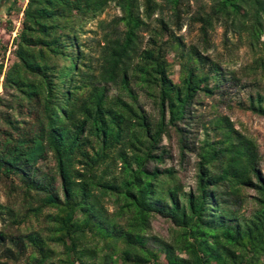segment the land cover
I'll list each match as a JSON object with an SVG mask.
<instances>
[{
	"label": "trees",
	"instance_id": "1",
	"mask_svg": "<svg viewBox=\"0 0 264 264\" xmlns=\"http://www.w3.org/2000/svg\"><path fill=\"white\" fill-rule=\"evenodd\" d=\"M164 2L182 29L190 0L9 8L21 19L7 65L9 40L0 45V181L21 204L0 202V264L25 255L28 264H264V177L253 137L217 115L200 121L194 187L161 165L165 136L190 147L182 124L196 117L202 94L250 82L256 94L238 103L264 117V0L201 3L190 16L200 41L190 44L163 15ZM112 3L120 14L99 20L93 48L85 24ZM3 25L11 37L14 20ZM218 26L230 50L253 53L250 63L233 69L210 53ZM160 218L167 235L156 232Z\"/></svg>",
	"mask_w": 264,
	"mask_h": 264
},
{
	"label": "rangeland",
	"instance_id": "2",
	"mask_svg": "<svg viewBox=\"0 0 264 264\" xmlns=\"http://www.w3.org/2000/svg\"><path fill=\"white\" fill-rule=\"evenodd\" d=\"M27 0H0V45L4 42L8 43V50L5 56V64L11 62L12 53V39L16 35L17 29L20 24L21 14L17 15L16 12L9 14V8L12 6L16 8L21 3H25ZM203 2H209V0H190L192 5L191 12H182L180 22L184 21L185 24L182 29H178V20L175 17L170 6L164 2V11L163 15L166 19L171 22V26L176 29L178 35L184 37V41L187 44L197 43L200 41V31L199 25L194 24L190 19V16L196 11L199 5ZM120 14V10L112 3L102 14H100L96 19L89 21L85 24L86 33L83 34V39L87 40L89 44H92L93 48H96L95 40L96 37H99V20L106 19L111 20L115 15ZM157 16V15H155ZM14 20L16 26L13 34L10 35L7 32L6 26L3 25L7 23L8 20ZM211 43L213 48L210 50V53L226 61V66L233 69H240L244 65L250 63L253 59V53L243 45H240L238 49L235 48L234 51L230 50L231 44L224 41V29L221 26H218L215 30L210 32ZM232 41H235V38H231ZM231 41V42H232ZM233 48V47H232ZM2 55V53L0 54ZM178 66L175 68L174 79L178 80ZM2 80V78H1ZM248 85L244 88H237L232 83L228 82L223 88L221 93H218L214 96L201 95L200 103L195 105L194 114L196 117L190 119V122L182 124L183 127H186L188 130V139H189V148H185V151H181L180 143L178 141L179 137L176 133L172 132L171 136H165L162 142V146L166 148L167 155L165 163L161 164L162 167L173 166L178 171L180 179L186 186V189L194 187L196 183V172H197V163L199 161L198 156L195 152V149L199 140L204 137V131L200 121H208L217 115H226L234 122L235 127L242 130L247 135L253 137L260 148L261 152V172L264 177V117L254 113L250 110H246L241 107L238 102L245 101L248 99V96L251 94H256V89L250 82H247ZM262 87V86H261ZM264 87V82H263ZM0 91H2V86L0 85ZM263 91V88L261 90ZM142 104L144 108L151 113H157L156 107L153 105V102L146 97H142ZM155 163H152L151 166H154ZM246 193L249 195L250 202H252V197L256 194V190L249 188L246 190ZM0 202L10 205H19L21 204V195L18 191L12 192L7 186L0 181ZM110 210L113 209V206L109 203ZM247 208V207H246ZM249 209V208H247ZM4 223L0 222V227ZM169 223L167 221L158 219L155 223L156 232L167 235ZM1 248H0V257H1ZM10 264H28L26 255L22 258L16 260H10Z\"/></svg>",
	"mask_w": 264,
	"mask_h": 264
}]
</instances>
